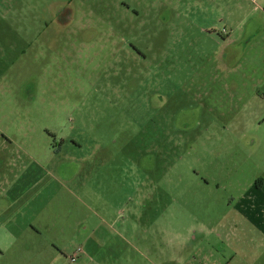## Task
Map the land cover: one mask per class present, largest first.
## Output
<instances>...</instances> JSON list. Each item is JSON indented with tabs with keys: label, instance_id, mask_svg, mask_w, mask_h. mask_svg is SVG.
I'll use <instances>...</instances> for the list:
<instances>
[{
	"label": "rangeland",
	"instance_id": "374dc122",
	"mask_svg": "<svg viewBox=\"0 0 264 264\" xmlns=\"http://www.w3.org/2000/svg\"><path fill=\"white\" fill-rule=\"evenodd\" d=\"M219 1L0 0V174L83 164L88 186L66 192L77 211L62 219L128 238L137 264H256L264 247L240 202L256 200L264 106L234 83L256 76V49L223 45L225 28L252 21L238 19L240 0ZM43 130L61 151L40 170L11 164L23 142L44 151ZM1 182L0 223L21 193ZM2 230L0 264H14Z\"/></svg>",
	"mask_w": 264,
	"mask_h": 264
},
{
	"label": "crops",
	"instance_id": "0c3cea01",
	"mask_svg": "<svg viewBox=\"0 0 264 264\" xmlns=\"http://www.w3.org/2000/svg\"><path fill=\"white\" fill-rule=\"evenodd\" d=\"M254 2L248 9L245 8L243 0L236 2V5H239L241 9L238 19L243 21L249 19L252 23L245 30L242 27L236 28L234 31L232 28L231 31L225 28V37L222 43L227 47H235L232 54L237 57L244 56L245 52L250 49H256V76L236 78L234 83L239 86L243 85L245 89L247 87L249 93L244 92L248 93L244 94L245 97L256 98L257 104L264 106V0H254ZM218 4L223 5L224 2L220 0ZM228 16V13L225 14L221 20H229ZM216 31L212 29L210 32L213 34ZM20 129L24 133L35 131L34 126H21ZM41 132L43 139L40 144L44 145V151L38 154L34 150L36 141L23 142L19 149L13 152L11 164L23 167L26 160H32V163L36 164L40 170L43 169L40 164L44 161L42 156L45 153L54 154L61 151L65 145L64 139L58 145L57 139L53 142L52 136L49 139L45 130ZM25 135L23 139H27ZM8 140L15 143L16 139L8 138ZM27 143L33 149H29L26 146ZM256 148H258V153L264 150V138L256 137ZM73 164L75 163L73 162ZM78 167L76 171L64 174L47 168L44 172L40 170L34 174H21L18 178L19 173L14 168L13 177H10L12 178L11 182L8 180L9 176L0 174V184L1 181L4 182L3 188L11 185L13 189L16 187V190L21 191L18 196L17 191L13 204L5 207L3 215L9 214V216L7 219L3 216V223H0V228L3 229L1 234L6 233L13 244L19 245L14 247L16 250L14 264H91L93 256L108 257L107 260L110 264H137L133 254L130 253L131 250L137 249L128 238H119L118 241V238L113 236L95 237L97 228L93 227L94 224H91L90 221L82 219L71 223L62 219L65 213L76 214L77 211L76 201L72 208L67 205L69 202L66 192L75 194L84 186H88L84 183L85 178L80 177L83 164H81V169ZM256 177V200L253 202L241 201L240 206L244 208L243 212L246 218L256 225V235L258 236L256 241H259L261 247H264V157H256ZM13 179H16V182ZM17 183L18 186H16ZM17 202L22 203L16 205ZM1 215L2 213H0V217ZM23 215H26L25 220H22ZM121 240L124 241V247L120 245ZM79 247L83 248V252L79 254L76 262H72L70 256ZM196 258L195 254L194 259ZM213 259L216 258L213 257ZM256 264H264V252L256 253Z\"/></svg>",
	"mask_w": 264,
	"mask_h": 264
},
{
	"label": "built area",
	"instance_id": "2783aa9c",
	"mask_svg": "<svg viewBox=\"0 0 264 264\" xmlns=\"http://www.w3.org/2000/svg\"><path fill=\"white\" fill-rule=\"evenodd\" d=\"M81 252H83V248H82V247L77 248L76 252L70 256V260H71L72 262H76L77 259H78L79 254H80Z\"/></svg>",
	"mask_w": 264,
	"mask_h": 264
},
{
	"label": "flooded vegetation",
	"instance_id": "af4514ba",
	"mask_svg": "<svg viewBox=\"0 0 264 264\" xmlns=\"http://www.w3.org/2000/svg\"><path fill=\"white\" fill-rule=\"evenodd\" d=\"M67 12V8L60 14V15H63L64 13H66Z\"/></svg>",
	"mask_w": 264,
	"mask_h": 264
}]
</instances>
